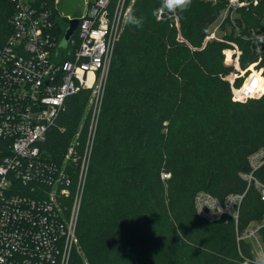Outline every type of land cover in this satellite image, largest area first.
Returning <instances> with one entry per match:
<instances>
[{"label":"trees","instance_id":"trees-1","mask_svg":"<svg viewBox=\"0 0 264 264\" xmlns=\"http://www.w3.org/2000/svg\"><path fill=\"white\" fill-rule=\"evenodd\" d=\"M62 1L54 13L64 12ZM35 2L53 6V0ZM159 4L160 0L132 2L130 9L143 18V26L123 25L97 114L92 118L93 111L87 110L91 90L81 89L65 98L39 143L42 156L58 164L69 148L79 158L89 148L77 210V245L68 264L250 260L247 244L236 245L232 221L200 218L193 199L199 191L219 201L242 192L240 173L248 171L247 157L264 147V95L233 101L225 77L234 68L222 54L227 41L235 42L241 50L240 69L260 55L256 68L264 76V44L257 54L255 44L244 39L252 27H264L262 9L236 19L239 36L232 29L222 41L202 46L222 4L192 0L186 11L178 12L179 28L156 20L152 13ZM12 11L9 0H0V47L10 33ZM69 13L77 14L74 8ZM67 25L62 18L55 23L58 44ZM76 46L74 33L65 48L58 47L61 59H70ZM241 83L238 78L234 85ZM262 89V78L252 72L235 93L242 98ZM70 168L72 192L62 201L67 209L77 179V168ZM262 218L264 203L250 188L239 212V228ZM259 234L264 243V228Z\"/></svg>","mask_w":264,"mask_h":264},{"label":"built area","instance_id":"built-area-1","mask_svg":"<svg viewBox=\"0 0 264 264\" xmlns=\"http://www.w3.org/2000/svg\"><path fill=\"white\" fill-rule=\"evenodd\" d=\"M74 13H54L60 0L44 8L35 0H9L13 11L9 18L10 33L0 47V258L2 264H68L77 245L75 233L77 210L86 176L89 148L81 158L69 148L61 164L42 156V141L60 113L66 97L81 89L92 92L93 116L97 114L114 46L125 24V17L134 0H78ZM212 6L222 4L219 15L229 23L235 36L240 31L236 19L243 12L261 8L264 25V0H201ZM218 15V16H219ZM65 19L67 24L77 19V46L70 59L63 60L58 50L55 23ZM156 18V17H155ZM157 21H168L179 28L178 13L164 14ZM244 36V35H243ZM255 44L260 54L264 44V27L255 26L244 36ZM216 39L208 34L202 46ZM75 40L71 41V45ZM222 50L223 61L234 70L228 81L232 100L244 102L264 95V89L238 98L247 76L256 72L260 61L239 67L241 50L235 42L227 41ZM242 78L239 87L236 79ZM248 171L240 173L245 188L219 201L205 191L195 194L193 204L197 215L209 222L231 220L238 248L247 244L250 260L264 252L260 230L264 218L239 228V212L245 194L252 188L264 203V147L247 157ZM75 166L77 179L69 209L62 203L72 192L69 168ZM71 169V168H70ZM162 174V178H168Z\"/></svg>","mask_w":264,"mask_h":264},{"label":"clouds","instance_id":"clouds-1","mask_svg":"<svg viewBox=\"0 0 264 264\" xmlns=\"http://www.w3.org/2000/svg\"><path fill=\"white\" fill-rule=\"evenodd\" d=\"M192 4V0H160L159 7L153 11V16L159 18L164 14H176L181 11H186ZM126 23L136 26H143V18L134 14L132 9L128 10L125 17ZM0 264H2V258H0ZM243 264H264V252H259L251 259H245Z\"/></svg>","mask_w":264,"mask_h":264},{"label":"rangeland","instance_id":"rangeland-1","mask_svg":"<svg viewBox=\"0 0 264 264\" xmlns=\"http://www.w3.org/2000/svg\"><path fill=\"white\" fill-rule=\"evenodd\" d=\"M73 0H63L61 2L62 4V9L64 10V14L65 13H69L75 6L79 5V1L75 0L73 2V4H70ZM69 4V5H68ZM72 7V9H71ZM231 32V25L229 23H222V18L221 16H217V18H215V20H213V22L209 25V28L207 30L208 34H213L214 33V37L216 39H221L223 38L226 34H230ZM94 101H93V96H92V92L90 95V98L88 100V104H87V110H90L91 114H92V110L94 107Z\"/></svg>","mask_w":264,"mask_h":264},{"label":"water","instance_id":"water-1","mask_svg":"<svg viewBox=\"0 0 264 264\" xmlns=\"http://www.w3.org/2000/svg\"><path fill=\"white\" fill-rule=\"evenodd\" d=\"M78 24L77 19H72L68 22V25L64 31V34L62 36V39L60 40L58 47L59 48H65L67 43L69 42L70 38L74 35V32L76 30Z\"/></svg>","mask_w":264,"mask_h":264}]
</instances>
